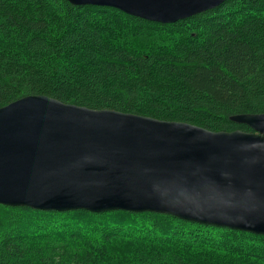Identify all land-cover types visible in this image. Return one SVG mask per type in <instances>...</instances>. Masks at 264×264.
Masks as SVG:
<instances>
[{
	"label": "trees",
	"instance_id": "obj_1",
	"mask_svg": "<svg viewBox=\"0 0 264 264\" xmlns=\"http://www.w3.org/2000/svg\"><path fill=\"white\" fill-rule=\"evenodd\" d=\"M44 95L215 132L264 113V0L173 24L67 0H0V108ZM0 264H264V236L157 213L0 205Z\"/></svg>",
	"mask_w": 264,
	"mask_h": 264
},
{
	"label": "water",
	"instance_id": "obj_2",
	"mask_svg": "<svg viewBox=\"0 0 264 264\" xmlns=\"http://www.w3.org/2000/svg\"><path fill=\"white\" fill-rule=\"evenodd\" d=\"M173 24L227 0H67ZM209 131L44 95L0 108V205L157 213L264 236V113Z\"/></svg>",
	"mask_w": 264,
	"mask_h": 264
}]
</instances>
